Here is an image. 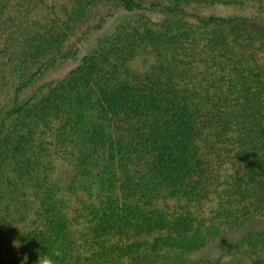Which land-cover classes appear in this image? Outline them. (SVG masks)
Masks as SVG:
<instances>
[{"label": "trees", "instance_id": "trees-1", "mask_svg": "<svg viewBox=\"0 0 264 264\" xmlns=\"http://www.w3.org/2000/svg\"><path fill=\"white\" fill-rule=\"evenodd\" d=\"M14 1L0 0L3 67L19 81L0 109V264H20L25 253L35 264L54 246L64 253L60 264H71L61 188L33 149L36 126L53 119L66 120L79 149L66 189L97 197V235L168 230L149 244L110 245L103 263L134 262L146 249L141 262L153 264L219 246L220 227L184 213L174 221L148 214L143 200H217L226 208L214 220L223 222L248 204L264 212V0H75L41 26L10 15ZM213 8L242 14L203 15ZM102 10L92 29L112 17L121 23L60 76L77 62L73 39ZM139 56L152 60L137 71ZM243 227L230 247L264 249V227Z\"/></svg>", "mask_w": 264, "mask_h": 264}, {"label": "rangeland", "instance_id": "rangeland-1", "mask_svg": "<svg viewBox=\"0 0 264 264\" xmlns=\"http://www.w3.org/2000/svg\"><path fill=\"white\" fill-rule=\"evenodd\" d=\"M75 0H15L11 2L10 15H18L23 12L27 15V20L34 26H41L44 24L52 14L56 12L59 16L63 15L65 8H69ZM12 11V12H11ZM108 10L100 11L99 16L91 22L87 27H84L72 41V48L78 50L77 62L62 69L59 74L63 76L71 69L75 68L78 63L95 47L98 39L102 38L104 34H111L113 28L118 27L120 20L110 18L103 25V29L95 30L92 28L98 27L99 20L103 15H106ZM241 12L230 8H213L203 12L204 16H218V17H238ZM146 17L157 19V15L146 14ZM10 32V31H9ZM10 37L7 33L6 38ZM18 39V38H17ZM12 40V38H11ZM17 47L18 41L12 40ZM13 46L8 48H13ZM6 50L3 40L0 39V88L4 92H0V109L8 103V100L16 90L19 81L12 79L10 68H4V62L9 60L3 59V52ZM144 60H152V57L139 56L132 63L131 67L134 70L140 71L150 62ZM6 75L5 79H2ZM35 154L41 157L43 162L42 173L49 177L50 183H58L61 188L59 199L61 200V208L59 212L69 222L68 232L72 242L69 251L70 258L68 262L71 264H110L103 263L100 254L105 248L110 245H127L134 243L147 244L154 242L157 237L167 234L168 230L153 232L151 234L140 235L130 232L127 235L120 237L116 234L109 236H99L95 233V221L93 219V212L96 208L97 197L86 194L68 191V182L78 175L79 167V149L72 138L69 129L66 125L65 119H53L47 125H37L34 135ZM140 205L149 214L153 209L161 212L169 220L174 221L176 217L183 213L187 217H191L195 221V225L200 221H205L206 224L213 223L222 230L221 241L218 247L208 252H197L194 254H180L178 251L171 252L167 260L160 259L153 264H264V249L253 250L234 249L230 247V243L237 235L239 226H263L264 227V212L255 209L254 206L248 204L244 209L236 212V217L225 220L224 222L214 220L216 213L224 210L226 206L217 200L209 201L202 204H190L186 201H177L171 199H160L154 203V206H149L146 201H141ZM187 206L186 210L181 207ZM241 219L243 224L234 223ZM236 224V225H235ZM243 227V228H245ZM256 229V227H253ZM236 233V234H235ZM234 242V241H233ZM149 248V247H147ZM150 253L146 249L142 251L134 262L126 261L124 264H142Z\"/></svg>", "mask_w": 264, "mask_h": 264}, {"label": "clouds", "instance_id": "clouds-1", "mask_svg": "<svg viewBox=\"0 0 264 264\" xmlns=\"http://www.w3.org/2000/svg\"><path fill=\"white\" fill-rule=\"evenodd\" d=\"M14 244L19 247L18 241ZM64 256L63 251L59 246H54L51 249H47L46 253H39L38 259L35 261V264H60ZM29 256L27 253L23 254L21 257L20 264H28Z\"/></svg>", "mask_w": 264, "mask_h": 264}]
</instances>
